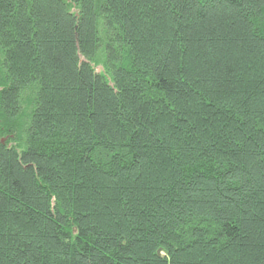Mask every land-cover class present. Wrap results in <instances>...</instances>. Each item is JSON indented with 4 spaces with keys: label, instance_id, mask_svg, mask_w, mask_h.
Returning a JSON list of instances; mask_svg holds the SVG:
<instances>
[{
    "label": "trees",
    "instance_id": "16d2710c",
    "mask_svg": "<svg viewBox=\"0 0 264 264\" xmlns=\"http://www.w3.org/2000/svg\"><path fill=\"white\" fill-rule=\"evenodd\" d=\"M264 264V0H0V264Z\"/></svg>",
    "mask_w": 264,
    "mask_h": 264
},
{
    "label": "snow or ice",
    "instance_id": "6c2138e0",
    "mask_svg": "<svg viewBox=\"0 0 264 264\" xmlns=\"http://www.w3.org/2000/svg\"><path fill=\"white\" fill-rule=\"evenodd\" d=\"M38 264H39V262H38Z\"/></svg>",
    "mask_w": 264,
    "mask_h": 264
}]
</instances>
